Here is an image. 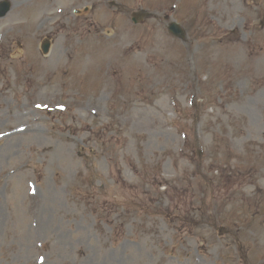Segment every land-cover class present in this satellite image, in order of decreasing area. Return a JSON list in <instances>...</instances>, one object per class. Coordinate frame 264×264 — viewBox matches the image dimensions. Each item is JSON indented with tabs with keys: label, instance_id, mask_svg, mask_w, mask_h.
I'll return each mask as SVG.
<instances>
[{
	"label": "rangeland",
	"instance_id": "obj_1",
	"mask_svg": "<svg viewBox=\"0 0 264 264\" xmlns=\"http://www.w3.org/2000/svg\"><path fill=\"white\" fill-rule=\"evenodd\" d=\"M8 1L0 264H264V0Z\"/></svg>",
	"mask_w": 264,
	"mask_h": 264
},
{
	"label": "water",
	"instance_id": "obj_2",
	"mask_svg": "<svg viewBox=\"0 0 264 264\" xmlns=\"http://www.w3.org/2000/svg\"><path fill=\"white\" fill-rule=\"evenodd\" d=\"M10 4L7 0L1 1L0 2V16L4 15L8 8H9ZM169 29L170 31H172L176 36H180L183 37L184 36V32L183 30L179 27V25H177L176 23H171L169 25ZM48 45L46 44V46H44V51L47 50Z\"/></svg>",
	"mask_w": 264,
	"mask_h": 264
}]
</instances>
